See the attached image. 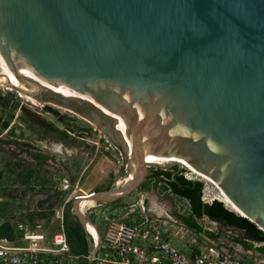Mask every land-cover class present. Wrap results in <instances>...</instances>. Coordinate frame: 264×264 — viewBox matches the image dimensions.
I'll use <instances>...</instances> for the list:
<instances>
[{"label": "water", "instance_id": "water-1", "mask_svg": "<svg viewBox=\"0 0 264 264\" xmlns=\"http://www.w3.org/2000/svg\"><path fill=\"white\" fill-rule=\"evenodd\" d=\"M0 59L20 90L96 123L126 159L137 146L135 180L94 200L178 161L264 230V0H0ZM1 88L29 123L41 116ZM0 237L15 241L10 220Z\"/></svg>", "mask_w": 264, "mask_h": 264}, {"label": "built area", "instance_id": "built-area-1", "mask_svg": "<svg viewBox=\"0 0 264 264\" xmlns=\"http://www.w3.org/2000/svg\"><path fill=\"white\" fill-rule=\"evenodd\" d=\"M0 89L2 90L1 86ZM16 94L21 97L19 92ZM11 123H15L14 120ZM89 123L91 127L82 125L78 135L70 127L64 129L69 136L80 137L98 148L104 147L106 151L121 154L119 147L101 129ZM184 169L186 172L183 174L187 179L203 182L188 174L191 172L187 168ZM130 174L118 181L117 187L126 185ZM58 189L64 194L69 193L71 197L54 209L51 220L14 224V242L0 237V264H264V254L259 250L264 242L250 241L252 246L247 248L224 237L218 241L213 240L206 232L218 231L216 221L203 216L197 220L199 222L204 219L207 222L199 223L204 233L192 230L175 215L165 216L153 211L147 204L146 191L121 207L120 212L109 213L103 209L106 231L100 239L95 229L89 227L87 214L110 202L102 205L100 201L93 199L92 204H82L81 197L88 195L92 198L96 192H86L78 183L72 189L67 177L62 179ZM177 198L183 202L179 206L180 213L190 212L189 201ZM214 200L222 201L216 197L208 198L205 194L202 196V201L206 204H211ZM79 206L82 208V225L89 241L90 250L86 255L72 252L66 233L68 211L81 220Z\"/></svg>", "mask_w": 264, "mask_h": 264}, {"label": "rangeland", "instance_id": "rangeland-1", "mask_svg": "<svg viewBox=\"0 0 264 264\" xmlns=\"http://www.w3.org/2000/svg\"><path fill=\"white\" fill-rule=\"evenodd\" d=\"M22 99L35 107L31 100ZM48 104L51 103H44L43 105L47 107ZM55 108L61 110L67 117L63 124H59L62 128L70 127L78 135L82 125L86 124V126L91 127L90 121L87 122L86 119L75 115L69 110L60 107ZM3 113V110L0 108V115L5 116ZM91 123L101 129L94 122ZM16 138V136L9 138V134L3 132L0 128V220L9 217L14 221H23L26 220L28 214H32L31 209L34 210V208L42 206L47 209L49 208L46 210L49 218L53 216L54 209L60 207L66 199L71 197L69 193L64 194L58 189L64 177L70 179L72 189L78 183L79 187L86 192H101L117 188V182L125 179L131 173L130 160L125 158V154L120 148L121 154L117 152L115 154L114 152L106 151L104 147L98 148L82 140L80 137H76L77 140L70 145H62L55 142L51 146L47 142H35L37 149L30 151L24 147L12 144L11 141ZM89 145L92 148H88ZM33 155H37L38 157H34ZM156 168L159 167L151 166L147 168L144 181H147L148 177L154 175ZM184 168L180 169L178 167V170H186ZM161 169L169 168L162 167ZM31 170L34 173L30 182L24 183V175ZM188 174L203 180V194L205 196L223 200L227 208L239 213L232 207L233 205L230 202L223 199L225 198V194L215 184L209 180L202 179L198 175ZM158 186L162 187L161 185ZM143 191H147V204L153 211L157 213L161 212V215L165 216L172 215L174 212H181L179 206H182L183 202L179 198L170 195V193L164 190L158 193V188L153 186V182H150L148 188L140 189L139 186L129 194L119 198L122 199V203H118L119 205L110 202L103 206V208H96V211L91 210L87 214L88 220H90L87 221L88 225L90 228L93 227L95 229V232L101 239L106 231V224L102 213L103 209L109 213L120 212V208L124 206L122 205L123 203L126 204L134 200ZM56 198L60 199V202L51 208L50 205ZM83 198L89 199L90 197L87 195ZM101 203L103 205L104 202ZM79 210V212L83 213L81 207ZM68 213L69 220L78 219L70 211ZM199 223L205 224L207 222L204 219H200ZM51 225L54 228V223Z\"/></svg>", "mask_w": 264, "mask_h": 264}, {"label": "trees", "instance_id": "trees-1", "mask_svg": "<svg viewBox=\"0 0 264 264\" xmlns=\"http://www.w3.org/2000/svg\"><path fill=\"white\" fill-rule=\"evenodd\" d=\"M3 119L0 115V126L3 124ZM88 148H92V146L89 145ZM155 170L154 175L148 177L147 181L140 185V189L148 188L150 182H153L154 187H158L161 183L164 190H170L174 195L187 199L190 204V212L176 213L175 216L190 229L204 233V229L197 219L208 216L218 223L216 233L205 231L213 240L218 241L224 237L230 241L239 242L247 248L252 246L250 241L264 242V230L248 217L227 208L219 200H214L211 204L204 203L202 201L204 183L187 179L183 174L186 170H178V166L169 169L156 168ZM33 173L31 170L24 175V183L30 182ZM59 202L60 199L56 198L50 207L53 208ZM112 203H122V199ZM66 233L74 254L86 255L89 253V241L84 227L78 219H66ZM259 250L264 254V246L260 247Z\"/></svg>", "mask_w": 264, "mask_h": 264}, {"label": "flooded vegetation", "instance_id": "flooded-vegetation-1", "mask_svg": "<svg viewBox=\"0 0 264 264\" xmlns=\"http://www.w3.org/2000/svg\"><path fill=\"white\" fill-rule=\"evenodd\" d=\"M14 94L17 96L19 104L25 103L30 109L34 112H38L41 116H36L33 124L29 123L23 116L20 110H14L15 104L12 103L4 96L3 90L0 91V108L3 110L2 116L3 124L0 128L3 132L9 134V138L16 136V139H13L11 142L18 147H24L33 151L36 148V143L47 142L49 145L53 143H60L62 145H70L72 141L68 131L62 128L59 124H63L66 121V116L63 112L53 105L48 104L50 112L42 114L36 107L25 102L21 97H19L16 92ZM34 105V104H33ZM14 120L15 123H11ZM77 139V138H76ZM38 157L37 155H33ZM179 212H174L172 215H175Z\"/></svg>", "mask_w": 264, "mask_h": 264}, {"label": "bare ground", "instance_id": "bare-ground-1", "mask_svg": "<svg viewBox=\"0 0 264 264\" xmlns=\"http://www.w3.org/2000/svg\"><path fill=\"white\" fill-rule=\"evenodd\" d=\"M0 86H9L11 89H15L19 92L20 96L24 99H27V100H31L33 102L34 105H37V106H43L44 103H51L54 107H60V108H63L65 110H69L70 112L74 113L75 115L79 116V117H82L84 119H86L87 121H90L92 122L91 120H89L88 118L84 117L83 115L75 112L74 110L68 108V107H65V106H62L61 104L59 103H55V102H51V101H47V100H37L31 96H29L28 94H26L25 92H23L22 90H20L16 85L13 84V82L11 81L1 59H0ZM96 124V123H95ZM130 146H131V157H130V163L129 165H131V174H130V177L128 178V183H130L132 180H135L136 178V174H137V170H138V162H137V159H136V151H137V146L135 144H131L129 143ZM143 161L145 162V164H148V165H151V164H158L157 162L147 158L145 155H144V158H143ZM174 162H177L179 163L182 167H185L187 168L188 170L191 171L192 174L194 175H198L199 177H202V179H206V180H209L211 181L213 184H215L219 189L222 190V188L215 182L213 181L211 178H209L208 176H206L205 174L199 172L198 170L192 168L191 166L187 165L186 163H183V162H178V161H174ZM160 165V164H158ZM127 183V184H128ZM222 192L225 194V201L227 200L228 202H230L236 209V211H238L240 214L246 216L241 210L240 208H238L236 206V204L234 202H232V200L229 198V196L224 192V190H222ZM83 197H86V196H83ZM82 197V204H92L93 203V199L92 198H83ZM223 201V200H222ZM80 208V206H79ZM78 211H80L78 209ZM160 211V210H159ZM159 214H162L161 212ZM90 227V226H89Z\"/></svg>", "mask_w": 264, "mask_h": 264}, {"label": "crops", "instance_id": "crops-1", "mask_svg": "<svg viewBox=\"0 0 264 264\" xmlns=\"http://www.w3.org/2000/svg\"><path fill=\"white\" fill-rule=\"evenodd\" d=\"M159 185L162 186L161 183H159ZM158 188V193L163 189V186L160 188L159 186L157 187ZM166 191V190H164ZM147 192V191H146ZM167 193H170V195H173L174 197H179V196H176L174 195L170 190L166 191ZM49 209V208H48ZM47 208H45L44 206L42 207H37V208H34L31 209V212L32 214H28L27 217H26V220H23V221H14L13 219H10L9 217L8 218H4L3 220L1 221H5V220H10L13 225L18 223V222H28V223H33L35 221H38V220H42V219H46V220H50L52 219L53 216H51L50 218L48 217V213L46 210H48ZM34 211V212H33ZM81 222V220H79ZM82 224V223H81Z\"/></svg>", "mask_w": 264, "mask_h": 264}]
</instances>
